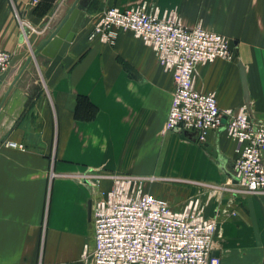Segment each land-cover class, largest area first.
<instances>
[{"label":"crops","instance_id":"obj_1","mask_svg":"<svg viewBox=\"0 0 264 264\" xmlns=\"http://www.w3.org/2000/svg\"><path fill=\"white\" fill-rule=\"evenodd\" d=\"M75 1L0 0V50L12 57L0 85V264H82L84 246L94 244L89 204L111 187L87 174L157 177L146 184L151 194L175 210L198 198L216 220L212 249L222 264H264V192L226 190L237 153L225 129L205 142L222 160L195 133L163 135L172 74L131 32H120L115 45L90 40L111 7L146 3L177 10L189 27L201 21L230 39L234 55L198 66L196 89L215 93L222 110L245 107L264 125V0H80L84 18L46 78L52 59L34 53Z\"/></svg>","mask_w":264,"mask_h":264},{"label":"built area","instance_id":"obj_2","mask_svg":"<svg viewBox=\"0 0 264 264\" xmlns=\"http://www.w3.org/2000/svg\"><path fill=\"white\" fill-rule=\"evenodd\" d=\"M120 32H131L156 55L170 72L174 93L162 134L195 133L200 144L208 135L225 129L236 144L234 196L264 192V125L257 124L245 107L220 109L215 93L195 87V70L234 55L226 36L201 23L187 26L175 9L162 10L144 3L121 9H105L96 19L90 40L115 45ZM11 55L0 50V70L7 71ZM5 146H24L7 141ZM56 174L51 173V179ZM86 179L111 183L92 200L94 244L85 245V264H222L213 255L217 222L204 214L200 199L192 198L183 210L146 189L159 179L128 174H87ZM231 185V184H230Z\"/></svg>","mask_w":264,"mask_h":264},{"label":"water","instance_id":"obj_3","mask_svg":"<svg viewBox=\"0 0 264 264\" xmlns=\"http://www.w3.org/2000/svg\"><path fill=\"white\" fill-rule=\"evenodd\" d=\"M80 0H76L72 7L70 8L66 17L62 20L59 26L52 32V34L46 38L43 42L37 47L34 56L42 53L44 56H47L52 59L46 73L45 77L49 78L56 67L59 65L62 57L70 46L73 38L75 37L76 32L84 18V12H81L78 8V3ZM33 57L28 58L25 66L23 67L20 74L16 77L9 90L12 89L16 81L20 78L21 74L27 69L28 65L32 62ZM11 69L5 71L0 77V85L8 78ZM3 103L0 105V109ZM211 155L222 160V157L219 155L218 150L209 144L202 145ZM92 204H89V217L91 219Z\"/></svg>","mask_w":264,"mask_h":264},{"label":"rangeland","instance_id":"obj_4","mask_svg":"<svg viewBox=\"0 0 264 264\" xmlns=\"http://www.w3.org/2000/svg\"><path fill=\"white\" fill-rule=\"evenodd\" d=\"M178 14H179V12H178ZM179 16L181 17V15L179 14ZM182 18V17H181ZM182 20H183V18H182ZM183 22H184V20H183ZM185 23V22H184ZM198 23H201L202 24V22L200 21V22H198ZM197 23V24H198ZM203 25V24H202ZM104 44V43H103ZM242 196H249V195H242ZM251 196V195H250ZM218 229V228H217ZM216 233H217V231H216ZM216 235V234H215ZM214 238H215V236H214ZM82 264H85V262L82 260Z\"/></svg>","mask_w":264,"mask_h":264}]
</instances>
